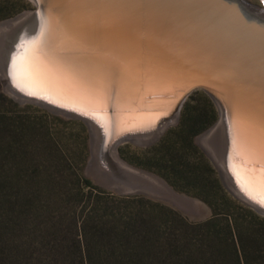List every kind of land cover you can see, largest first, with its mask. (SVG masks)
<instances>
[{
	"label": "water",
	"instance_id": "obj_1",
	"mask_svg": "<svg viewBox=\"0 0 264 264\" xmlns=\"http://www.w3.org/2000/svg\"><path fill=\"white\" fill-rule=\"evenodd\" d=\"M27 1L31 9L0 21L28 13L33 22L30 33L23 24L15 41L5 37L1 92L83 122L85 174L95 166L105 188L187 214L162 193L173 191L164 180L120 166L117 148L158 138L201 91L222 127L220 166L214 163L222 183L264 217L262 7L246 0Z\"/></svg>",
	"mask_w": 264,
	"mask_h": 264
},
{
	"label": "trees",
	"instance_id": "obj_2",
	"mask_svg": "<svg viewBox=\"0 0 264 264\" xmlns=\"http://www.w3.org/2000/svg\"><path fill=\"white\" fill-rule=\"evenodd\" d=\"M27 3L0 0V21ZM198 93L212 113L208 119L191 106ZM15 105L0 93V264H264V220L222 186L225 212L205 199L212 215L199 223L141 196L112 195L81 173L66 188L65 158L54 147L31 154L38 133L29 120L7 114L5 106ZM180 113L175 129L189 138L218 116L201 91ZM52 117L79 127L84 145L83 122Z\"/></svg>",
	"mask_w": 264,
	"mask_h": 264
},
{
	"label": "rangeland",
	"instance_id": "obj_3",
	"mask_svg": "<svg viewBox=\"0 0 264 264\" xmlns=\"http://www.w3.org/2000/svg\"><path fill=\"white\" fill-rule=\"evenodd\" d=\"M246 1L264 8V6L261 5L262 0ZM27 4V7L22 11L31 9L30 3L28 2ZM0 93L16 103L15 106H5L8 108V115L11 114L13 117L25 118L33 124V127H36L35 132L38 133L36 140L39 139L40 142H38L37 148L34 149V151L31 150V154H34V156L36 152L44 154L54 147V149L61 153L65 158L67 166L62 168V171H64V176H62V178H64L66 188H73V183L76 182L75 174L81 173L84 177L89 179L93 185L112 195L141 196L147 200L157 202L166 208L176 211L190 223L203 222L211 217L212 210L205 199L214 203L219 212H225L226 208L222 205L218 193L220 191L219 186H222L227 192L228 190L224 187L213 160L205 152L203 146L199 142L200 137L218 123V116L207 128L189 138L188 134L184 132L181 133L175 129L180 123V113L178 121L170 125L158 138L147 143L128 141L120 144L117 148L118 157L123 162L133 168L146 171L161 178L175 192L198 200L207 210L205 213L190 215L184 214L169 204L152 199L146 195L121 194L113 189L105 188L98 184L96 181L97 176L96 174L94 175L95 172H99L97 167L93 166L91 170L93 171V174L91 171L90 173L85 174L87 161L90 157L88 131L83 145L81 144V140L78 139L79 127L69 123H63L54 119L52 116L58 117L62 121L74 119H65L35 104H20L8 95L2 93L1 86ZM191 106H195L198 113L204 114L206 116L204 119H208L212 114L203 101L200 93H198L196 100ZM256 214L264 220L263 216L258 213Z\"/></svg>",
	"mask_w": 264,
	"mask_h": 264
},
{
	"label": "bare ground",
	"instance_id": "obj_4",
	"mask_svg": "<svg viewBox=\"0 0 264 264\" xmlns=\"http://www.w3.org/2000/svg\"><path fill=\"white\" fill-rule=\"evenodd\" d=\"M261 5L264 6V0H262ZM27 18H28V13H24V14L18 16L14 20L0 24V74L2 72V70H1V54H2L3 49L6 46L5 37L11 33L12 34L11 35L12 36L11 41L12 40L15 41V39L17 38L19 33L22 32V30L24 31V32H22L23 34L26 32L30 33L33 29V22H32L31 18H29V19H27ZM23 24H25V25L22 28V30H20L19 28ZM11 28L13 29L12 32H11V30H12ZM7 47H8V45H7ZM149 140H150L149 137H145V138L139 139L138 141L141 143H147V142H149ZM199 142L203 146L205 152L213 160V162L216 165L220 166L221 154H222V150L224 147L222 127H221L220 123L218 122L211 129L207 130L206 133L200 137ZM116 160H117L118 164L120 166H122L126 171L129 169L130 171L132 170L134 172L136 171V173L138 172L134 168H131L130 166L126 165L124 162H121L119 159H116ZM96 169H94V170H96ZM92 172L93 171H91V173ZM138 174H140V173L138 172ZM166 190H168V192ZM166 190H165L166 192L164 190L162 191V193H164L165 197L169 201H172L173 203L177 204L182 209V211H184L185 213L190 214V215H198V214L207 212L206 208L198 200L190 198V197L183 195V194H178L174 190L170 191L168 188H166Z\"/></svg>",
	"mask_w": 264,
	"mask_h": 264
},
{
	"label": "snow or ice",
	"instance_id": "obj_5",
	"mask_svg": "<svg viewBox=\"0 0 264 264\" xmlns=\"http://www.w3.org/2000/svg\"><path fill=\"white\" fill-rule=\"evenodd\" d=\"M262 188H264V181H262ZM262 203H264V201H261Z\"/></svg>",
	"mask_w": 264,
	"mask_h": 264
}]
</instances>
